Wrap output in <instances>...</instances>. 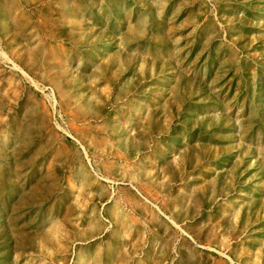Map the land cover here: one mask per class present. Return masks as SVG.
<instances>
[{"label": "rangeland", "instance_id": "374dc122", "mask_svg": "<svg viewBox=\"0 0 264 264\" xmlns=\"http://www.w3.org/2000/svg\"><path fill=\"white\" fill-rule=\"evenodd\" d=\"M0 264H264V0H0Z\"/></svg>", "mask_w": 264, "mask_h": 264}, {"label": "built area", "instance_id": "2783aa9c", "mask_svg": "<svg viewBox=\"0 0 264 264\" xmlns=\"http://www.w3.org/2000/svg\"><path fill=\"white\" fill-rule=\"evenodd\" d=\"M8 62L14 66V63L11 61L10 58H8ZM15 67V66H14Z\"/></svg>", "mask_w": 264, "mask_h": 264}]
</instances>
